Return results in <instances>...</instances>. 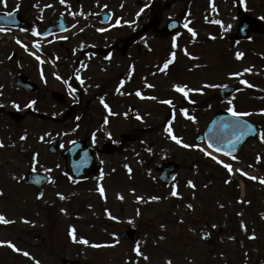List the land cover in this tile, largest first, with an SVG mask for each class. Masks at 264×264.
Instances as JSON below:
<instances>
[{
	"label": "rangeland",
	"instance_id": "374dc122",
	"mask_svg": "<svg viewBox=\"0 0 264 264\" xmlns=\"http://www.w3.org/2000/svg\"><path fill=\"white\" fill-rule=\"evenodd\" d=\"M152 2L153 0H65L61 3L60 0H6V4L0 2V9L10 11L20 8L26 18L33 21L38 18L42 24H47L49 19L63 12L73 25L71 33L65 38L69 37L77 48H108L111 45L121 46L122 36L140 28L141 23L137 20L142 16V21H146ZM237 2L162 0L161 20L177 17L183 23L192 21L191 26L197 33L196 36L210 34L215 35L216 40L207 44L196 37L185 38V33L179 32V35H175L177 47L173 48V38L153 40L152 32H146L142 36L146 45L151 48L149 58L160 53V69L150 78V85L153 81L158 84L153 90L156 94L142 99L131 97L127 102L119 99L120 109L123 111L114 120L115 131L112 132L111 139L118 145L117 148H123L120 143H124V136L134 138L138 131L142 138L125 143L126 148L122 152L106 155L104 169L98 177L83 183L70 180L64 172L62 149L80 136L70 132L38 135L35 132L38 122H34V131L29 136L28 143L18 141L16 151L15 147H9V150L2 153L0 160L11 158L12 163L0 171V190L4 193L0 198V214L11 223L10 226L9 223H0V241H11L22 251L16 252L7 244H0V264H36V261L40 264H62L64 259L76 258L83 259L86 264H167L168 261L171 264H264V183L257 178L251 187L243 184L241 188H237L234 185L239 194L234 193L235 200H230L233 196L226 193L228 186L223 187L224 191L222 186L220 188L222 178L216 170L217 166L213 163L204 167L201 163L196 164L195 161L201 154L200 147L185 148L165 132L171 121L172 130H176L174 135L181 138L183 143L197 145L194 142L196 133L204 127L213 112L218 107L228 109L231 106L228 101H221L218 95V90L223 85H243L242 92L234 99L244 100L254 96L264 104L263 67L252 66L255 64L252 58L244 60L236 57L237 52L243 53L252 48L264 51V37L258 39L256 45L249 42L231 44L225 35L236 23ZM263 3L264 0H245L242 5L248 14L264 17V9L260 8ZM141 9L144 11L141 12ZM103 10L114 12L109 26L100 25L99 20L88 18L93 12ZM117 20H120L119 25L116 24ZM217 20L222 23H215ZM18 37L14 40L15 44L0 43L1 51L7 49L5 52L10 53L12 48L18 49V41L28 44L37 40L26 34ZM173 52L175 58L179 54L187 57L189 62L179 61L180 65L172 67L170 73L165 75L161 71V63L171 59ZM253 53V58L263 59L257 50ZM193 56L200 58L205 72L189 69L187 64L195 65ZM149 58L144 60L145 64L150 63L147 62ZM117 62L119 60L114 58L113 63ZM17 64L24 67V60ZM21 67L16 65V70L19 71ZM245 69L251 71L245 72ZM90 73L97 80L108 79L112 75L106 71L104 64L93 67ZM174 80H186L191 84L203 80L209 85H218L219 88H204V93L187 104L184 103L186 99L179 101L180 96L171 105L162 103L170 95L162 93L163 85L173 84ZM182 110H187L186 118H183ZM251 117L260 123L264 132V111L255 110ZM54 139L60 141L61 149L51 155L48 146ZM143 142L152 145L151 152H138L136 145H143ZM253 154H257L262 160L260 168L256 170L257 176L264 178V141H253L235 160L249 167L248 160L252 159L250 155ZM160 158L177 159L183 164L170 185L164 186L154 180L153 175L151 178L147 174V164ZM125 165L134 169L132 176L128 177ZM30 168L49 173L50 181L40 191L20 185L19 181ZM239 176L242 174L239 173ZM189 181L195 187L189 185ZM9 183H12L11 187ZM101 186L105 190L103 196L98 191ZM173 186L178 193L176 196L171 195ZM121 196L123 199H120ZM137 197L142 199L138 200ZM151 197L160 199L152 200ZM250 199L251 203L247 205V200ZM189 204L192 205L191 208L188 207ZM242 222L246 225V231L241 227ZM205 223L222 228L223 240L219 245L215 241L214 246H206L202 231ZM128 226L138 228L135 243L120 238ZM73 228L75 241L70 235ZM251 234L255 238H250ZM81 238L89 243H80ZM137 243L143 255L148 257L147 260L133 251ZM24 251L29 256H24Z\"/></svg>",
	"mask_w": 264,
	"mask_h": 264
},
{
	"label": "flooded vegetation",
	"instance_id": "af4514ba",
	"mask_svg": "<svg viewBox=\"0 0 264 264\" xmlns=\"http://www.w3.org/2000/svg\"><path fill=\"white\" fill-rule=\"evenodd\" d=\"M90 16L88 18H93V21L100 18L97 11ZM26 19L29 25L25 34L33 39L41 40V34L52 18L48 20L47 24H42L38 19L34 21ZM177 19L179 20V18ZM66 20V33L52 34L50 37L42 39L41 42L32 40L28 47L12 48L10 53L5 52L7 49H3V51L0 49V141L4 145L0 147V156L9 150V147H15L16 151L18 141L24 144L28 143L29 136L34 131V122H38L35 125L37 126L35 132L38 135L70 132L80 136L74 141L93 143L103 164L106 155L122 152L126 148L125 143L136 142L142 138V134L138 131L134 138L128 139V136H124V143H120L124 149L117 148L118 145L111 139L112 132L115 131L113 124L123 111L120 109L119 99L122 101L125 99L123 102H127L131 97L142 99L141 97L151 92L150 88L146 87V82L149 83L150 78H153L155 72L160 68V53H157L158 56L153 54L152 58H149L148 54L151 48L146 45L142 36L146 32H151L149 28L154 25H157L158 29L164 30L170 19L161 20L159 7L153 6L149 9L146 21H142V16L137 20L141 23L138 30L122 36L121 46L111 45L108 48L98 46L77 48L69 37L65 38L73 29V25L70 24L67 17ZM182 27L183 23L181 22L180 29ZM34 32L39 35H34ZM175 35L161 38L153 35L152 39L166 40ZM189 35L185 33L183 37L191 38L192 36ZM13 43L15 44V42L8 44ZM140 45H145L147 49L144 48L141 52ZM171 47H173L172 44ZM152 50L154 51V49ZM114 58L119 62L113 63ZM146 58H149L147 62L150 63H144ZM23 60L24 67H21L17 62ZM102 64L105 65L106 71L112 75L108 79L97 80L90 72L93 67L96 68ZM16 65L21 67L19 71L16 70ZM21 74L36 84L35 91L18 86L17 78ZM77 75L79 79H77ZM65 80L76 89L71 95L68 85L64 83ZM81 80L83 84H81ZM137 91L141 93V96L136 95ZM150 94H154V92ZM101 97L111 109V113L101 103ZM33 100L36 101L35 105L27 107ZM15 105H19V109ZM105 118H107V124L104 123ZM7 136H11V138H7ZM21 137H25V139H21ZM142 147L143 145H136L138 152L142 150ZM27 148L26 146L25 149ZM11 163V158L0 160V171ZM63 164L65 166L64 159ZM30 170L32 168L27 170L24 175ZM93 176L98 177L97 174ZM19 182L20 185H24L23 178ZM11 186L12 183H9V187ZM0 192L3 193L1 190ZM3 195L4 193L0 195V198ZM207 227L210 225L207 224ZM214 227L211 231L217 233L219 240L222 236V229L217 225Z\"/></svg>",
	"mask_w": 264,
	"mask_h": 264
},
{
	"label": "water",
	"instance_id": "95a60500",
	"mask_svg": "<svg viewBox=\"0 0 264 264\" xmlns=\"http://www.w3.org/2000/svg\"><path fill=\"white\" fill-rule=\"evenodd\" d=\"M13 15L9 16L8 13L0 12V25L2 26H18L19 21L16 19L17 17L20 18V12L19 10H16L12 12ZM106 19L111 16V14H106ZM63 25L62 19H58L56 21H53L51 23V26L48 28V30L52 31L56 28H60L58 26ZM252 31L257 32H264V27L259 19H254L246 16L243 14V16L239 19L238 24L235 27V33L233 37L235 38H247L250 36ZM19 84L24 87H28V81L27 78L24 76H21L18 80ZM233 90V88H226L222 90L223 96H226V94L230 93ZM237 120V118H233L230 116H223L222 114H218L215 116V119L210 124V130L209 137L207 136V139L217 147L220 148H227V146L234 147V150L237 148L239 144H241L243 141L246 140V138L249 136V132H245L244 136L236 142L234 145H229V140H235L236 135H239L240 131H243L242 129L233 130L231 128H225V124H229L230 122ZM244 123V122H243ZM235 132V135H234ZM247 136V137H245ZM223 144V145H222ZM81 143H76L71 146L67 152H65L66 158H67V169L69 174L74 178L79 179H85L87 178L92 172H95L99 168V162L98 158L96 156V151L93 147H81ZM57 149V143H54L50 150L56 151ZM172 170V168H171ZM170 177V174L166 175V180H168ZM47 180L45 175H39L36 173H30L25 181L31 182L34 184H38L39 186L45 183ZM133 232L130 231L128 234V237H132ZM66 264H84L81 260H74V261H66Z\"/></svg>",
	"mask_w": 264,
	"mask_h": 264
},
{
	"label": "snow or ice",
	"instance_id": "6c2138e0",
	"mask_svg": "<svg viewBox=\"0 0 264 264\" xmlns=\"http://www.w3.org/2000/svg\"><path fill=\"white\" fill-rule=\"evenodd\" d=\"M0 2H3V3L6 4V0H0ZM60 2H61V3H64L65 0H60ZM244 2H245V0H241V3H244ZM145 7H147V5H145ZM213 7H214V6H213ZM143 11H144V9H141V12H143ZM8 15H9V16H12L13 13L10 12V13H8ZM137 15H139V13H138ZM261 19H264V17H261ZM215 23H217V24H221L222 22L219 21V20H217V21H215ZM116 24L119 25V24H120V20H117V21H116ZM184 27L188 30V32L191 33V35H192L193 38L196 37L197 33H196L192 28H190V27L188 26V23H185V24H184ZM228 27L230 28L231 25H229ZM2 30H3V29H0V31H2ZM103 30H104V29H101V31H103ZM34 35H39V33L34 32ZM178 35H179V34H178ZM18 42H19V41H18ZM172 46H173V48L177 47V44H176V37H175V36L173 37ZM185 51H186V49H185ZM242 56H243V53H241V52H237V53H236V57H237V59L241 58ZM37 59H39V57H37ZM174 59H175V52L171 53V59L165 61L164 65H163V68L161 69V71L166 70V69L168 68L169 64H171V63L174 61ZM244 71H245V72H250L251 69H245ZM235 75H239V74H235ZM58 78H59V77H58ZM77 79H79V76H78V75H77ZM80 82H81V84H83V81H82V80H81ZM64 83L68 85V88H69V94H70V95L76 91V89L73 88L72 85L69 84V82H68L67 80H65ZM241 83H245V84H247L248 82H247V81H241ZM148 86H149V87H152V85H148ZM249 86L251 87L252 85H249ZM205 87H218V86H217V85H205ZM220 87H226V86H220ZM174 88H175L176 91H178V92H182V93L184 94L185 97H187V95H188V91H193L192 89H188V91H185V88H187L186 85H185V86L174 85ZM117 91H119V89H117ZM197 91H199V90H197ZM136 95H137V96H141V93H140L139 91H137V92H136ZM141 98H144V97H141ZM151 99H156V98H155V97H151ZM35 103H36V101L33 100V101L30 102L29 105H27V107H31L32 105H35ZM101 103H102V104L104 105V107H105L106 109H108V111L111 113V109L109 108V106L107 105V103L104 102L103 97H101ZM162 103H166V104L171 105V104H172V101L167 100V101H162ZM231 103H232V102L229 101V104H231ZM15 106L19 109V105H15ZM182 111L184 112L185 115H187V110H182ZM227 111H228L229 113H231V115H232L233 117H237V118H239V117H243V116H249V115H251V113L238 112V111L235 110L234 107H229V108L227 109ZM262 111H264V110H262ZM190 118H191V119H195L194 117H190ZM77 119H79V117H77ZM104 123H105V124L108 123L107 118H105ZM224 127H225V128H231V129H233V130H237V129H242V130H243V131H240L239 135H236L235 140H229V141H228V144H229V145H234L236 142H238V141L244 136V134H245L246 131H247V132H253V133L256 132V129H254L251 125L245 124V123H243L242 121H240L239 119L234 120V121L230 122L229 124H225ZM165 132L170 136V138H171L173 141H175L177 144H181V145H182L183 147H185V148H189V147H199L198 145H189V144L183 143V141H182L181 138H179V137H177L176 135H174V134H173L172 127H171V121H169L168 125L166 126V128H165ZM234 135H235V132H234ZM21 139H25V137H21ZM41 139H43V137H41ZM259 139H260L261 141H264V132L259 133ZM3 146H4V145H3V142L0 141V147H3ZM212 147H213V145H212L211 143H209V144H208V148H212ZM201 151H204V153H205L206 156H211L212 159L216 160L217 163L221 164L225 169H227V171H228L229 173H233L234 169H233V166H232L230 163H226L224 160H221V159H219L218 157L213 156L212 152L208 151L207 149L202 148ZM216 151H217V152H220V151H222V149H221L220 147H217V148H216ZM225 155H229V156H231V158H232L233 160L237 159V157L234 156V155H232L231 152H226ZM34 159H35V158H34ZM257 159L259 160V157H257ZM124 167L128 169V172H129V173L132 172V169H131L130 167H128V165H125ZM235 171H236V172H240L242 175H244V176H246V177H248V178H250V179H252V180H256V179H257V177H255V176H249V174H248L247 172H243L242 169H235ZM102 176H103V173L101 174V177H102ZM260 181H261L262 183H264V178H260ZM226 182H228V181H226ZM188 183H189V185H191L192 187H195V185H194L191 181H189ZM98 191L100 192V194H101L102 196L104 195V191H105V190H104V188H103L102 186L99 187ZM2 194H3V193L0 192V195H2ZM41 195H42V193H41ZM58 195H60V194H58ZM171 195H172V196H176V195H178V193H177L176 190H175V186H173V191L171 192ZM60 198H61V199H64V197H63L62 195H60ZM120 199H123V197L121 196ZM137 199L140 200V199H142V198H141V197H137ZM151 199H152V200H158V199H160V198H159V197H151ZM188 207L191 208L192 205L189 204ZM221 207H223V205H221ZM111 218H112V219H116V217H111ZM0 223L7 224V223H11V221L7 220L2 214H0ZM162 227H163V226H162ZM241 227L244 228L245 231L247 230L246 225H244L243 222L241 223ZM70 235L72 236V239L75 241V240H76V236H75V229H74V228L71 229V231H70ZM251 238H255V237L253 236V237H251ZM79 242H80V243H83V244H88V243H89L86 239H83V238H81V239L79 240ZM0 244H7L8 247L12 248V249H13L14 251H16V252H21V251H22L21 249H19L18 247H16V245L13 244L11 241H0ZM93 247H101V245H93ZM133 251H134L138 256H143V259H145V260L148 259V257H147V256H144L143 253L141 252L139 243L136 244V246H135V248L133 249ZM22 254H23L24 256H29V253L26 252V251H24ZM36 264H40V262H39V261H36ZM167 264H171V261H168Z\"/></svg>",
	"mask_w": 264,
	"mask_h": 264
}]
</instances>
